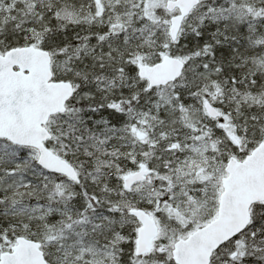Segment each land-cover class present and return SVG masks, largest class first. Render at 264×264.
Instances as JSON below:
<instances>
[{
    "label": "snow or ice",
    "instance_id": "1",
    "mask_svg": "<svg viewBox=\"0 0 264 264\" xmlns=\"http://www.w3.org/2000/svg\"><path fill=\"white\" fill-rule=\"evenodd\" d=\"M0 264H264V0H0Z\"/></svg>",
    "mask_w": 264,
    "mask_h": 264
}]
</instances>
